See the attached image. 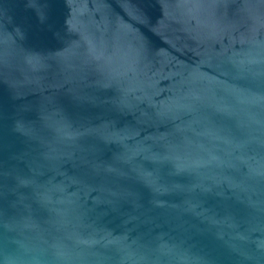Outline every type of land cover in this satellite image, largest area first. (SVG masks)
<instances>
[{
	"label": "water",
	"instance_id": "obj_1",
	"mask_svg": "<svg viewBox=\"0 0 264 264\" xmlns=\"http://www.w3.org/2000/svg\"><path fill=\"white\" fill-rule=\"evenodd\" d=\"M0 264H264V0H0Z\"/></svg>",
	"mask_w": 264,
	"mask_h": 264
}]
</instances>
